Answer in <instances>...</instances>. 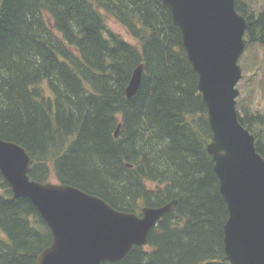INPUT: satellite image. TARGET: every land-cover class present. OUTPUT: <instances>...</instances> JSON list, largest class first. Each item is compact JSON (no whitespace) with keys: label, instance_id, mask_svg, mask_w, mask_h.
I'll use <instances>...</instances> for the list:
<instances>
[{"label":"trees","instance_id":"1","mask_svg":"<svg viewBox=\"0 0 264 264\" xmlns=\"http://www.w3.org/2000/svg\"><path fill=\"white\" fill-rule=\"evenodd\" d=\"M258 1L235 0L250 55L239 60L236 109L264 158V113L242 105L246 93L264 94ZM106 16L134 43L110 31ZM139 64V88L127 98ZM197 81L160 0H0V139L33 159L30 178L53 177L125 213L176 200L146 246L103 264H229L227 206L207 152L212 132ZM51 242L33 204L13 198L0 175V264H35Z\"/></svg>","mask_w":264,"mask_h":264},{"label":"water","instance_id":"2","mask_svg":"<svg viewBox=\"0 0 264 264\" xmlns=\"http://www.w3.org/2000/svg\"><path fill=\"white\" fill-rule=\"evenodd\" d=\"M160 1L180 32L207 110L212 132L207 152L227 206L224 260L264 264V158L236 110L246 19L236 11L235 0ZM142 70V64L134 69L125 89L127 98L137 92ZM32 164L23 147L0 139L1 177L13 198L33 204L52 235L35 264L116 263L133 247L145 246L150 231L176 204L172 200L161 207H143L140 215L117 211L74 186L31 179Z\"/></svg>","mask_w":264,"mask_h":264},{"label":"rangeland","instance_id":"3","mask_svg":"<svg viewBox=\"0 0 264 264\" xmlns=\"http://www.w3.org/2000/svg\"><path fill=\"white\" fill-rule=\"evenodd\" d=\"M263 1L264 0H259L258 3H257V5L258 4H262ZM105 22H106L107 28L110 31L115 32V33H118L126 41H129V42L134 43V40L126 33V31L113 18H111L109 16H106ZM255 52H256V56H257V53H258L259 54V57H260V58H257L256 57V59H263V66H262V68H264V53H262L263 51L262 50H258V52L257 51H255ZM249 56L250 55L245 52L241 57L243 58L242 60L245 61V59H249ZM241 88L242 87H240V90H239L240 92H241ZM243 99H245L243 101V103H242V105L244 107L245 106H250L253 110H259V111H261V112L264 113V94H263L262 89H260V90L257 89V91L255 92L254 95L251 92H250L249 95H248V93H246V96H244ZM250 100H251V102H250ZM249 102H250V104H249ZM49 182L56 183V181L54 180L53 177H51V179L49 180Z\"/></svg>","mask_w":264,"mask_h":264}]
</instances>
